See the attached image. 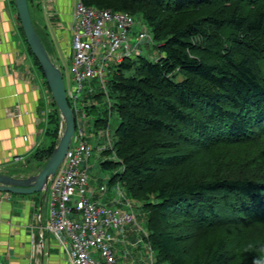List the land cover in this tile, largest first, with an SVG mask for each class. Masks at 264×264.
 <instances>
[{"label": "trees", "instance_id": "trees-1", "mask_svg": "<svg viewBox=\"0 0 264 264\" xmlns=\"http://www.w3.org/2000/svg\"><path fill=\"white\" fill-rule=\"evenodd\" d=\"M82 1L141 15L158 44L154 59L138 55L111 74L120 121L113 147L104 150L115 159L102 161L122 167L111 181L147 210L146 240L156 261L250 264L238 262L225 236L198 249L191 240L217 220L264 218V179L212 170L215 146L264 138V0ZM50 123V142L35 153L45 163L59 140L57 107ZM183 220L198 231H180Z\"/></svg>", "mask_w": 264, "mask_h": 264}, {"label": "crops", "instance_id": "crops-1", "mask_svg": "<svg viewBox=\"0 0 264 264\" xmlns=\"http://www.w3.org/2000/svg\"><path fill=\"white\" fill-rule=\"evenodd\" d=\"M33 2L38 5L32 7V17L35 13L37 22L36 25L33 19L34 24L41 40V33L47 37L48 46L43 43L57 64L58 48L67 45L65 40L71 34L76 0ZM21 27L15 1L0 0V172L26 177L45 165L35 153L50 142L47 131L57 104ZM66 48L71 58L73 50ZM62 122L61 116L60 126ZM121 186L124 194L126 188L123 183ZM36 193L0 191V264H70L65 247L68 243L63 245L55 233L46 229L47 194L44 190ZM93 196L91 192V199L127 208L116 196ZM139 224V228L128 225L123 230H112V244L120 264H140L149 257L152 262L156 260L146 240L147 227ZM142 242L151 253L148 256L140 248Z\"/></svg>", "mask_w": 264, "mask_h": 264}, {"label": "built area", "instance_id": "built-area-1", "mask_svg": "<svg viewBox=\"0 0 264 264\" xmlns=\"http://www.w3.org/2000/svg\"><path fill=\"white\" fill-rule=\"evenodd\" d=\"M139 24L144 25L128 11L90 6L82 0L74 4L70 26L72 80L67 83L64 79V82L76 117V129L63 161L44 188L48 204L46 229L55 233L63 245L68 243L65 247L70 264H118L112 230H123L128 225L140 227L135 205L123 194L120 181L117 185L127 208L100 203L88 195L92 191L88 186L87 163L94 147L85 136L82 118L78 117L85 80H96L105 87V78L118 64L141 55L143 41L148 44L155 41L146 28L134 31ZM63 128L62 122L59 136ZM104 134L108 142L96 146L99 155L113 147L108 131H102L99 138Z\"/></svg>", "mask_w": 264, "mask_h": 264}, {"label": "rangeland", "instance_id": "rangeland-1", "mask_svg": "<svg viewBox=\"0 0 264 264\" xmlns=\"http://www.w3.org/2000/svg\"><path fill=\"white\" fill-rule=\"evenodd\" d=\"M135 16L136 19L141 20L144 25L139 24L134 31L146 28L147 32L153 35L152 29L146 22H144L143 17L141 15ZM33 19H35L36 24L35 13H33ZM69 35L71 36V34ZM69 35L68 39L65 40L67 45L58 48L59 59L57 61L67 83L68 80H72V74L70 73L72 57L69 58L68 52L65 51L67 50V46H70L72 49V36L69 37ZM41 36L45 44L48 46L47 37L42 33ZM157 46L158 44H156L155 41L150 42V44L143 41L141 44L142 55L154 59L159 54ZM108 63L109 65L112 64V62ZM111 77L112 75L109 74L105 78V87L96 80L87 79L83 82L84 89L79 100L80 112L78 117L82 118L81 125L84 129L85 136L94 147L92 156L87 163L89 165V190L94 193L96 198L100 199V197L106 195L113 198L116 196V199L120 198V200L124 202L125 197L120 193L117 182L111 181V178L117 172L121 171L122 167L120 165L109 168L105 167L102 164V161L107 158L114 160L115 157H110L105 153L99 155L96 150L98 144L103 145L105 142H108V138H106L105 134L99 138L102 131L105 133L108 131L112 139V144H114L116 140V129L120 121L115 106V96L109 86ZM247 142L248 143L246 144H239V146L234 147L225 144H221L219 147L215 146L213 151L217 158L214 157L216 163L213 164L212 170H224L226 168L231 170L235 169L239 170V174L252 175L254 178L263 180L264 138L259 140L253 139ZM223 157H225L226 160L219 163ZM36 194H39V192ZM90 194L91 192H88V195ZM124 194L127 198L132 200L135 205L138 221L146 228L147 210L141 206V203L138 200L130 196L127 189H124ZM183 222L181 223L182 226L180 231L182 230L183 233H187L186 235L198 231V228L192 225L191 222H185L184 220ZM200 231L201 232L197 235V240H194V238L191 240L192 247H195L196 249H198V246L200 248L202 241L213 240L217 236H225L232 249L237 251L238 262L244 261L253 264L254 259H264V218H256L241 213V217L237 221H229L227 219H222L221 221L217 220L211 226L208 225L200 228ZM253 240L256 241V244L259 242L255 247L252 246L254 242ZM146 246V242H142L140 248L143 250V254L148 256L150 251H146ZM151 260V257H149L148 259L143 260L140 264H164V262H157L156 260L152 262ZM118 264L120 263L118 262Z\"/></svg>", "mask_w": 264, "mask_h": 264}, {"label": "water", "instance_id": "water-1", "mask_svg": "<svg viewBox=\"0 0 264 264\" xmlns=\"http://www.w3.org/2000/svg\"><path fill=\"white\" fill-rule=\"evenodd\" d=\"M14 1L26 41L42 67L64 124L63 131L52 154L38 173L19 177L0 172V191L26 194L44 190L50 178L56 173L74 135L76 117L67 98L63 72L50 57L46 46L34 26L28 0Z\"/></svg>", "mask_w": 264, "mask_h": 264}, {"label": "clouds", "instance_id": "clouds-1", "mask_svg": "<svg viewBox=\"0 0 264 264\" xmlns=\"http://www.w3.org/2000/svg\"><path fill=\"white\" fill-rule=\"evenodd\" d=\"M253 264H264V259H254Z\"/></svg>", "mask_w": 264, "mask_h": 264}, {"label": "bare ground", "instance_id": "bare-ground-1", "mask_svg": "<svg viewBox=\"0 0 264 264\" xmlns=\"http://www.w3.org/2000/svg\"><path fill=\"white\" fill-rule=\"evenodd\" d=\"M139 237V236H138Z\"/></svg>", "mask_w": 264, "mask_h": 264}]
</instances>
